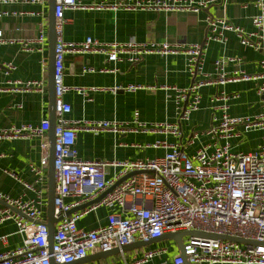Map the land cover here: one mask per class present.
Wrapping results in <instances>:
<instances>
[{
    "label": "built area",
    "instance_id": "obj_1",
    "mask_svg": "<svg viewBox=\"0 0 264 264\" xmlns=\"http://www.w3.org/2000/svg\"><path fill=\"white\" fill-rule=\"evenodd\" d=\"M218 0H110L93 5H83L79 0H56L55 17L57 41L55 45V85H56V140L54 199L55 216L59 219L55 226L53 244L49 241L44 207L48 203V169L50 119L39 124H24L0 130V139L40 136L43 156L40 165H32L33 182H25L27 189L35 191V197L24 195L12 197L0 191V224L13 220L22 236V243L8 248V235L0 237L5 249L0 251V264H60L73 263L101 251L119 248L137 242L160 238L168 233L200 231L213 235L239 237L248 243L207 236L184 237V254L179 252L172 261L163 259L158 264H264V0H256L259 9L253 17V31L236 27L225 18H207L208 32L204 43L181 44L167 41L140 42L130 39L125 42H102L93 37L80 43H69L63 38L65 13L77 8H111L157 10H187L198 13ZM48 0H0L3 4L27 3L45 4ZM2 16V13H0ZM226 31H235L243 45L262 52V71L250 75L245 71L229 74L226 64L235 57H223L214 62V73L205 72V51L212 41L226 42ZM0 44L8 39L2 38ZM39 45L46 44L48 33L40 28L35 39ZM14 42V39H10ZM69 51L76 53H103L109 61H140L145 55H187L186 70L193 77V83L186 87H169L174 91L178 121L175 123H155L147 125L140 119V112H134L131 122L110 120H85L84 128L91 132L111 130L124 131L133 124L136 131L148 132L164 126L174 135L183 138L181 122L188 121L193 112L200 109L201 89L207 85H225L228 82L260 78L258 87L262 110L255 115L234 116L229 112L230 103L238 94L220 91L212 101L214 110L212 125L203 131H192L186 142L168 143L158 141L155 147L167 148L165 155L154 158L98 161L84 160L78 156L77 126L81 121H69L66 115L72 105L64 101L68 90H77L87 99L91 92L100 87H68L64 82L65 59ZM240 60V58H239ZM15 69L12 62L5 64ZM86 69V68H85ZM92 70L93 68H88ZM198 77V78H197ZM27 88L44 92L46 84L42 80L29 81ZM136 92L146 89V85L128 84L114 87ZM3 89L0 88V91ZM263 131L260 144L253 151L236 149L237 138L243 133ZM201 137L209 141L201 144L194 153L186 148L194 145ZM186 143V144H185ZM116 169L111 173L108 169ZM136 172L118 184L98 203L71 214L69 212L88 201L99 197L112 188L123 177ZM68 198H73L69 202ZM100 206L114 208L105 224L86 230L78 221ZM141 253L121 264H147L155 257H163L169 248L142 247Z\"/></svg>",
    "mask_w": 264,
    "mask_h": 264
},
{
    "label": "crops",
    "instance_id": "obj_2",
    "mask_svg": "<svg viewBox=\"0 0 264 264\" xmlns=\"http://www.w3.org/2000/svg\"><path fill=\"white\" fill-rule=\"evenodd\" d=\"M83 5H93L110 0H79ZM259 9L256 0H218L198 13L187 10L111 9L77 8L65 13L63 38L69 43H80L93 37L102 42H125L136 39L140 42L157 41L181 43L185 45L204 43L208 32L207 18H225L236 27L253 31V17ZM0 130L21 127L24 124H39L50 118L48 67V41L42 46L36 42L40 28L48 33V2L45 4L0 3ZM226 42L212 41L205 51V72L214 73V62L223 57H235L226 64V71H245L258 75L262 71V52L243 45L235 31H226ZM14 39V42L10 41ZM240 58V60H239ZM187 55L184 53L159 55L148 54L140 61H109L103 53H76L69 51L65 59L64 82L68 87H100L91 92V99L85 98L77 90H68L64 101L72 105V111L65 117L69 121H81L77 126L78 156L84 160L123 161L154 158L165 155L167 148L155 147L158 141L175 143L186 142L192 131H203L212 125L216 111L212 106L220 91L238 94L230 103L229 112L234 116L255 115L261 112V98L258 87L260 78L228 82L225 85L210 84L201 89L200 109L193 112L190 120L181 122L183 138L174 135L164 126L148 132L136 131L133 124L124 131L91 132L84 128L85 120H110L131 122L134 112L139 110L140 119L147 125L155 123H175L178 121L174 91L169 87L186 88L194 77L186 70ZM12 62L15 69L5 64ZM86 68V69H85ZM93 68L92 70H87ZM198 78V77H197ZM42 80L46 84L44 92L27 88L29 81ZM128 84L146 85V89L128 92L114 87ZM49 136V133H48ZM263 131L243 133L234 141L236 149L253 151L262 141ZM209 141L201 137L194 145L186 148L194 153L202 143ZM186 144V143H185ZM40 136L0 139V191L12 197L24 195L35 197V191L27 189L25 182H33L35 176L32 165H40L43 149ZM113 173L116 169H108ZM73 201V198H68ZM121 207L100 206L78 221L81 228L90 230L105 224L107 216ZM47 220V206L44 207ZM13 220L0 224V237L8 235V248L22 243ZM161 242H167L163 240ZM145 247H159V244ZM5 249L0 241V251ZM141 249L119 253L106 259L88 261L83 264H121L124 258L130 259ZM163 259L172 261L173 256L155 257L147 264H158Z\"/></svg>",
    "mask_w": 264,
    "mask_h": 264
},
{
    "label": "water",
    "instance_id": "obj_3",
    "mask_svg": "<svg viewBox=\"0 0 264 264\" xmlns=\"http://www.w3.org/2000/svg\"><path fill=\"white\" fill-rule=\"evenodd\" d=\"M55 5L56 0H48V16H49V26H48V46H49V67H48V91H49V109H50V129L48 131L49 133V169H48V203H47V225L49 227V241L52 246L53 244V238L55 233V226L58 222V218L55 216V194H56V177H55V140H56V85H55V45L57 41V29H56V17H55ZM136 172L130 173L127 176L121 178L115 186L112 188L106 190L103 192L99 197H97L94 200L88 201L87 203L72 209L69 214L72 212L84 209L86 207H89L95 203H98L104 196H106L109 192H111L118 184H120L123 180L128 178L129 176L135 174ZM188 235H198V236H207V237H214V238H221L226 240H232L237 241L241 243H248L251 241H247L245 239L239 238V237H230V236H220V235H213L208 234L205 232L200 231H183V232H177V233H168L160 238H155L147 241H137L131 244H128L124 247H122L123 252L133 251L136 249H140L142 247L161 242L163 240H170L174 239L178 243L179 252L184 254V237ZM121 253V250L119 248L107 250V251H101L94 254H89L87 257L77 260L73 263H67V264H83L88 261H97L101 259H106L110 256H114ZM51 264H60L56 263L55 261H51ZM186 264H189L186 260Z\"/></svg>",
    "mask_w": 264,
    "mask_h": 264
},
{
    "label": "rangeland",
    "instance_id": "obj_4",
    "mask_svg": "<svg viewBox=\"0 0 264 264\" xmlns=\"http://www.w3.org/2000/svg\"><path fill=\"white\" fill-rule=\"evenodd\" d=\"M186 238H187V236L185 237V239ZM155 244H159L160 246L168 247L169 248V253H167V255L175 256L177 253H179L178 243L174 239L167 240V242L154 243L153 246H156Z\"/></svg>",
    "mask_w": 264,
    "mask_h": 264
}]
</instances>
